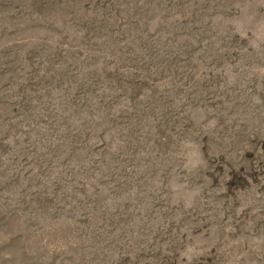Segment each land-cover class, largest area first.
<instances>
[{
  "label": "rangeland",
  "instance_id": "374dc122",
  "mask_svg": "<svg viewBox=\"0 0 264 264\" xmlns=\"http://www.w3.org/2000/svg\"><path fill=\"white\" fill-rule=\"evenodd\" d=\"M0 264H264V0H0Z\"/></svg>",
  "mask_w": 264,
  "mask_h": 264
}]
</instances>
